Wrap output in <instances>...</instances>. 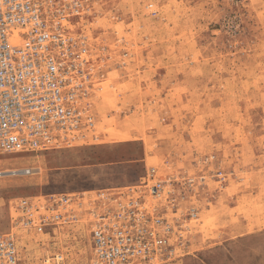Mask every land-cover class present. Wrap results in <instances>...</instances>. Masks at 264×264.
<instances>
[{
    "label": "rangeland",
    "instance_id": "obj_1",
    "mask_svg": "<svg viewBox=\"0 0 264 264\" xmlns=\"http://www.w3.org/2000/svg\"><path fill=\"white\" fill-rule=\"evenodd\" d=\"M64 4L65 31L85 38L94 67L95 126L88 139L46 150H0V232L15 237L19 264L92 259L87 204H70L69 220L37 231L15 224L21 197L105 189L117 201L131 186L144 209L176 224L171 257L131 264H264V228L199 242L215 227L218 201H230L221 192L232 185L233 160L245 168L260 158L264 167V0ZM156 182L160 197L150 191Z\"/></svg>",
    "mask_w": 264,
    "mask_h": 264
},
{
    "label": "built area",
    "instance_id": "obj_2",
    "mask_svg": "<svg viewBox=\"0 0 264 264\" xmlns=\"http://www.w3.org/2000/svg\"><path fill=\"white\" fill-rule=\"evenodd\" d=\"M68 20L64 0H0L1 151L46 150L93 133L89 96L94 67L85 38L66 33ZM150 191L160 197L161 182L151 185ZM141 192L138 186L128 187L117 201L105 189L87 195L21 197L14 221L16 226L42 231L69 220L70 204L85 203L92 218L91 264L169 258L176 224L144 209ZM108 198L115 203L108 206ZM96 202L98 206H93ZM190 216H197L195 209ZM0 264H19L11 232H0Z\"/></svg>",
    "mask_w": 264,
    "mask_h": 264
},
{
    "label": "crops",
    "instance_id": "obj_3",
    "mask_svg": "<svg viewBox=\"0 0 264 264\" xmlns=\"http://www.w3.org/2000/svg\"><path fill=\"white\" fill-rule=\"evenodd\" d=\"M236 147L240 148V145L236 144ZM241 159L236 157L233 160L235 174L232 185L221 192L222 197L230 201L226 200L223 205L218 201L220 204L215 206L217 209L214 229L210 231L207 228L206 237L204 233L199 235V242L204 245L210 242L220 243L264 228V167L257 165L260 158L251 157L247 161L250 166L243 168ZM210 234L214 236L212 238L222 241H211Z\"/></svg>",
    "mask_w": 264,
    "mask_h": 264
}]
</instances>
